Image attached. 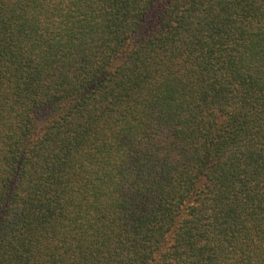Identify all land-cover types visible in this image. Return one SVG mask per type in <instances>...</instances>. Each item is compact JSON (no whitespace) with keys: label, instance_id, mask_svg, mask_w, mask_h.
<instances>
[{"label":"trees","instance_id":"1","mask_svg":"<svg viewBox=\"0 0 264 264\" xmlns=\"http://www.w3.org/2000/svg\"><path fill=\"white\" fill-rule=\"evenodd\" d=\"M0 264H264V0H0Z\"/></svg>","mask_w":264,"mask_h":264}]
</instances>
